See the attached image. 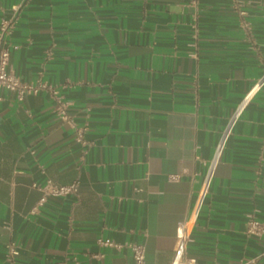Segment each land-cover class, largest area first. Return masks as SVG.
<instances>
[{"label": "crops", "instance_id": "0c3cea01", "mask_svg": "<svg viewBox=\"0 0 264 264\" xmlns=\"http://www.w3.org/2000/svg\"><path fill=\"white\" fill-rule=\"evenodd\" d=\"M2 20L8 70L56 88L86 144L48 92L0 88V264H131L132 243L145 264L170 261L219 130L264 73V0H0ZM46 179L77 180V192L39 203L33 184ZM250 218L264 224V83L227 139L187 255L264 264Z\"/></svg>", "mask_w": 264, "mask_h": 264}, {"label": "built area", "instance_id": "2783aa9c", "mask_svg": "<svg viewBox=\"0 0 264 264\" xmlns=\"http://www.w3.org/2000/svg\"><path fill=\"white\" fill-rule=\"evenodd\" d=\"M196 2V0H193ZM243 14V11H239ZM9 21L2 20L0 22V88L15 91L17 99L21 100L27 93H37L41 90L46 91L50 94L53 99V109L55 115L63 121L69 123L74 129V139L81 145L86 144L84 138L85 127L76 126L72 118L67 113L68 102L63 98L62 94L47 82L41 79H37L36 82H27L20 80L7 68L9 60V48L7 46L5 35L9 31ZM264 83V73L244 92L242 97L233 107V110L226 118L225 123L219 130L217 140L214 144L213 152L211 156L205 162V170L201 176L198 188L195 191L192 204L189 208V212L185 220H183L176 229V235L178 237V244L174 249L173 256L170 261L164 264H211V263H200L196 258L187 255L186 246L190 240L192 227L197 219V216L201 210L203 202L207 196L210 188L212 178L214 176L217 165L220 161L222 152L225 148L227 139L232 132V129L236 121L241 116L243 110ZM41 191V197L39 203H42L49 196H65L68 194H75L78 188V181L73 180L68 184H58L50 179L44 180L41 184H33ZM247 232L251 234L264 233V224L259 222L255 218H250L247 222ZM98 242L106 245H113L120 247V244L113 242L109 238H98ZM132 253L131 264H145L144 259V247L142 244L132 243L128 245ZM6 252L11 260H14L18 254V248L13 243L7 244ZM254 259H248L238 264H251Z\"/></svg>", "mask_w": 264, "mask_h": 264}]
</instances>
